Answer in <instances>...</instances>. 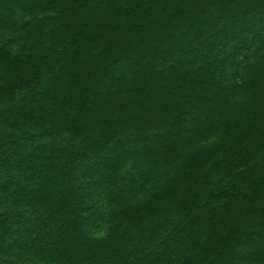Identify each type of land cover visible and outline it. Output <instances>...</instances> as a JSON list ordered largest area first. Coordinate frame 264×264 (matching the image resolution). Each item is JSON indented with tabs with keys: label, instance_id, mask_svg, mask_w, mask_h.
Instances as JSON below:
<instances>
[{
	"label": "trees",
	"instance_id": "1",
	"mask_svg": "<svg viewBox=\"0 0 264 264\" xmlns=\"http://www.w3.org/2000/svg\"><path fill=\"white\" fill-rule=\"evenodd\" d=\"M0 129V264H264V0H0Z\"/></svg>",
	"mask_w": 264,
	"mask_h": 264
},
{
	"label": "rangeland",
	"instance_id": "2",
	"mask_svg": "<svg viewBox=\"0 0 264 264\" xmlns=\"http://www.w3.org/2000/svg\"><path fill=\"white\" fill-rule=\"evenodd\" d=\"M10 10V9H9ZM11 11V10H10ZM172 48V47H171ZM139 60H141V58H138ZM247 60L248 59H250V58H246ZM183 63H185V60H182L181 62H179V63H177V65H176V67H178V66H180L181 64H183ZM125 67H123V68H121L123 71L125 70V72H127L129 69H134V68H136V66L134 65V66H131L130 64H125L124 65ZM136 70V69H135ZM115 75H116V78H118L117 77V75L119 76V74H118V70H116L115 71ZM116 81H118V80H116ZM21 119V123L22 124H25L27 121H28V119H27V116H24V117H21L20 118ZM29 122V121H28ZM5 130H8V129H5ZM4 130H2V129H0V132H3Z\"/></svg>",
	"mask_w": 264,
	"mask_h": 264
}]
</instances>
